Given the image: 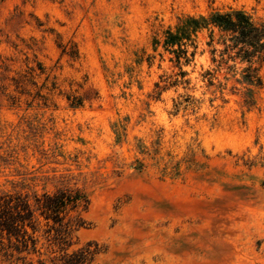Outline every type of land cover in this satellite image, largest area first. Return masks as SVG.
Listing matches in <instances>:
<instances>
[{"label":"rangeland","instance_id":"obj_1","mask_svg":"<svg viewBox=\"0 0 264 264\" xmlns=\"http://www.w3.org/2000/svg\"><path fill=\"white\" fill-rule=\"evenodd\" d=\"M229 10L264 23V0H0V195L88 200L0 264H264V48L190 23Z\"/></svg>","mask_w":264,"mask_h":264},{"label":"trees","instance_id":"obj_2","mask_svg":"<svg viewBox=\"0 0 264 264\" xmlns=\"http://www.w3.org/2000/svg\"><path fill=\"white\" fill-rule=\"evenodd\" d=\"M193 30L200 26L211 25L219 30L231 34L232 39L244 46L264 48V23L254 24L251 19L241 10H229L223 13L214 12L208 19L201 22L192 20ZM190 26V24H189ZM166 45H172L177 36L168 32ZM181 55L185 57L186 52L179 50L176 61L179 62ZM188 59H186L187 61ZM250 82H258L253 74L245 76ZM88 200L84 194L77 189L59 188L52 193H43L34 196L31 204L26 196L21 194H1L0 195V251L4 250V255L10 251L12 254L26 255L38 253L37 244L38 225L40 218L45 221L47 229L44 234L52 236L60 244H65L66 239L73 230L81 228L84 221L78 215L75 223L65 220V216L78 207L86 208ZM6 240V248H3V241ZM67 245L60 247V254L49 257V264H89L96 250L89 247H82L68 252ZM39 264H45L42 259H38Z\"/></svg>","mask_w":264,"mask_h":264}]
</instances>
